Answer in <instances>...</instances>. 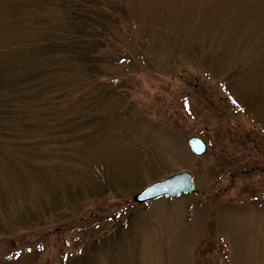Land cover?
I'll return each mask as SVG.
<instances>
[{
    "label": "rangeland",
    "instance_id": "obj_1",
    "mask_svg": "<svg viewBox=\"0 0 264 264\" xmlns=\"http://www.w3.org/2000/svg\"><path fill=\"white\" fill-rule=\"evenodd\" d=\"M79 1L120 19L102 77L46 74L63 0H0V70L40 67L0 89V264H264V0ZM183 171L193 193L135 201Z\"/></svg>",
    "mask_w": 264,
    "mask_h": 264
},
{
    "label": "trees",
    "instance_id": "obj_2",
    "mask_svg": "<svg viewBox=\"0 0 264 264\" xmlns=\"http://www.w3.org/2000/svg\"><path fill=\"white\" fill-rule=\"evenodd\" d=\"M61 8L64 9L63 20L60 25L63 30L58 31L60 28L58 26L48 29L50 36L42 44L44 55L50 59L51 64L47 68L46 74L53 76L62 75L64 77L70 74L72 78L74 76L73 73L77 69L78 71L81 69L80 72L90 75L97 74V76L102 77L104 72L103 65L112 62L114 57H109L110 60L107 61L105 49L112 47L113 41L108 33V25L120 22V19L114 15V12L116 13L117 11L108 14L102 10L101 6L94 8L89 2L81 3L79 0H63ZM109 8L113 10L112 6H109ZM117 10L122 12L120 8ZM57 60L61 62L57 63ZM19 67L20 64L16 63V70H12L14 72L6 68L0 70V89L11 88L13 92L19 93L26 88L39 87L34 82L40 78V67L38 68L35 65V61L27 60L22 64L20 69H28V72L19 71ZM8 73L10 74L9 76L7 75ZM48 84L55 92L59 91L57 95L46 103L47 109L51 111L50 116L54 120L53 117L58 111L59 114H62L63 109L70 111L71 105L70 101H67L69 97L67 91L73 87V83H68L67 87L63 85L62 87L55 83ZM60 87L62 88L60 89ZM0 102L2 103L0 104V116H8L13 105L8 102L5 103L3 100ZM66 102L68 104H65Z\"/></svg>",
    "mask_w": 264,
    "mask_h": 264
},
{
    "label": "water",
    "instance_id": "obj_3",
    "mask_svg": "<svg viewBox=\"0 0 264 264\" xmlns=\"http://www.w3.org/2000/svg\"><path fill=\"white\" fill-rule=\"evenodd\" d=\"M188 145L197 155H202L207 150L205 141L196 136L189 138ZM195 190L196 183L193 175L189 171H183L146 186L135 196V201L145 202L162 196L176 198L183 194L193 193Z\"/></svg>",
    "mask_w": 264,
    "mask_h": 264
}]
</instances>
